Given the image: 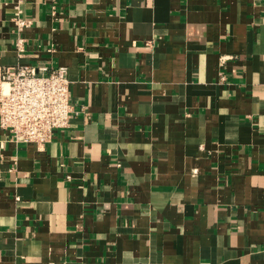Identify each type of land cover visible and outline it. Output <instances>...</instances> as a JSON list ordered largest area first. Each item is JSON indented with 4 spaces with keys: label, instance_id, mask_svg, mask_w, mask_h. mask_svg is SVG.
<instances>
[{
    "label": "crops",
    "instance_id": "crops-1",
    "mask_svg": "<svg viewBox=\"0 0 264 264\" xmlns=\"http://www.w3.org/2000/svg\"><path fill=\"white\" fill-rule=\"evenodd\" d=\"M21 63L73 111L0 129V264H264V0H0Z\"/></svg>",
    "mask_w": 264,
    "mask_h": 264
},
{
    "label": "built area",
    "instance_id": "built-area-1",
    "mask_svg": "<svg viewBox=\"0 0 264 264\" xmlns=\"http://www.w3.org/2000/svg\"><path fill=\"white\" fill-rule=\"evenodd\" d=\"M16 30L30 25L18 10ZM23 40L16 41L18 50ZM52 50V49H49ZM65 65L21 63L0 70V129L15 142L45 144L56 129L68 125L73 105Z\"/></svg>",
    "mask_w": 264,
    "mask_h": 264
}]
</instances>
